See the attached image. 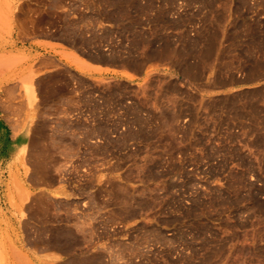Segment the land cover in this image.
Segmentation results:
<instances>
[{
	"label": "rangeland",
	"instance_id": "rangeland-1",
	"mask_svg": "<svg viewBox=\"0 0 264 264\" xmlns=\"http://www.w3.org/2000/svg\"><path fill=\"white\" fill-rule=\"evenodd\" d=\"M159 1L102 29L116 9L0 0V106L26 101L33 130L23 161L0 153V264H264V0ZM61 36L98 60L118 44L132 69L146 50L157 71L7 93L11 50ZM60 182L73 198L47 193Z\"/></svg>",
	"mask_w": 264,
	"mask_h": 264
},
{
	"label": "crops",
	"instance_id": "crops-1",
	"mask_svg": "<svg viewBox=\"0 0 264 264\" xmlns=\"http://www.w3.org/2000/svg\"><path fill=\"white\" fill-rule=\"evenodd\" d=\"M69 3L77 4V7L81 9L94 7L106 12L116 9L117 20L115 22L102 21V29L118 28L120 25L127 24L130 20L135 19L142 22L144 26L145 23L151 20L157 7L161 5L159 0H154L153 2L137 0L139 8L147 10V12L138 13L129 4L128 0H69ZM186 9L187 6H184L183 2L178 1L170 12V15L174 18L179 17L185 13ZM145 26L143 28L147 29L149 25ZM87 35L85 34V36ZM68 39L71 40L72 38L69 37ZM62 40H64L62 36L60 39L43 37L37 41H28V43L12 49V53L22 57L24 61L20 69L13 73L12 79L7 80V82L11 83L4 86L7 93L10 91L16 94L19 90H22L21 94L23 98V90L25 88H33L35 93L38 94L44 81L49 76L60 73H65L70 77L71 81L68 83L67 88L76 92V90L81 88L79 80L90 82L101 79L135 85L136 81L131 80L128 76L141 79L157 71L155 69L157 65L156 60L148 55L145 52L146 50L135 54V56L142 59V68L132 69L127 64L119 61L121 54L124 56V53L120 46L115 48L118 44H110L109 41L102 43L100 45L102 58L98 60L82 54L80 51L81 47L67 45ZM107 40H109V37ZM111 41L120 42V33L113 34ZM171 56L172 49H170V58L165 60V64H172ZM115 57L117 61H115ZM58 103L64 105L68 104L69 101L68 99H63ZM74 103L77 104V101H74ZM27 107L26 101H21L20 108L16 110H9L0 106V153L13 152L14 154H21V161H23V154L29 152L30 139L33 135L32 121L29 119ZM84 136L87 135L84 134ZM47 193L58 198H73L68 188L62 182Z\"/></svg>",
	"mask_w": 264,
	"mask_h": 264
}]
</instances>
